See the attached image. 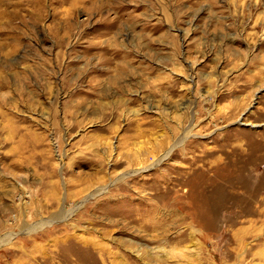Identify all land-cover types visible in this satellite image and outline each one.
<instances>
[{
	"label": "rangeland",
	"instance_id": "374dc122",
	"mask_svg": "<svg viewBox=\"0 0 264 264\" xmlns=\"http://www.w3.org/2000/svg\"><path fill=\"white\" fill-rule=\"evenodd\" d=\"M1 243L264 264V0H0Z\"/></svg>",
	"mask_w": 264,
	"mask_h": 264
},
{
	"label": "bare ground",
	"instance_id": "6f19581e",
	"mask_svg": "<svg viewBox=\"0 0 264 264\" xmlns=\"http://www.w3.org/2000/svg\"><path fill=\"white\" fill-rule=\"evenodd\" d=\"M3 245H4L3 243L0 244V246H3Z\"/></svg>",
	"mask_w": 264,
	"mask_h": 264
},
{
	"label": "water",
	"instance_id": "95a60500",
	"mask_svg": "<svg viewBox=\"0 0 264 264\" xmlns=\"http://www.w3.org/2000/svg\"><path fill=\"white\" fill-rule=\"evenodd\" d=\"M262 92V91H261ZM258 95V94H257ZM240 125H242V123H240Z\"/></svg>",
	"mask_w": 264,
	"mask_h": 264
}]
</instances>
